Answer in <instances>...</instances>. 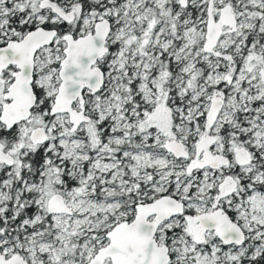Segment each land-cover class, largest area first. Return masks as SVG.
<instances>
[{
	"label": "snow or ice",
	"instance_id": "snow-or-ice-1",
	"mask_svg": "<svg viewBox=\"0 0 264 264\" xmlns=\"http://www.w3.org/2000/svg\"><path fill=\"white\" fill-rule=\"evenodd\" d=\"M0 264H264V0H0Z\"/></svg>",
	"mask_w": 264,
	"mask_h": 264
}]
</instances>
